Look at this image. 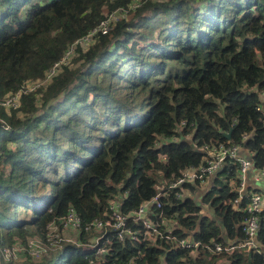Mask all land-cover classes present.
Here are the masks:
<instances>
[{
  "label": "trees",
  "instance_id": "16d2710c",
  "mask_svg": "<svg viewBox=\"0 0 264 264\" xmlns=\"http://www.w3.org/2000/svg\"><path fill=\"white\" fill-rule=\"evenodd\" d=\"M131 2L0 0V102L44 77L106 13ZM137 3L107 33L76 46L71 63L45 87L21 93L17 107L0 104V243L44 238L50 223L60 228L73 209L81 230L72 235L82 246L64 244L63 261L50 252L26 264H89L101 246L107 252L99 264H264V212L258 250L241 247L247 199L239 209L229 204L237 167L228 161L207 188L185 184L190 195L170 192L154 213L176 221L171 236L216 241L233 246L230 252L193 254L173 238L119 240L111 228L87 246L101 232L85 227L109 217L112 198L121 200L127 226L142 231L133 213L158 182L204 164L197 150L204 143L240 144L253 167L264 169V115L257 109L264 111V0Z\"/></svg>",
  "mask_w": 264,
  "mask_h": 264
},
{
  "label": "built area",
  "instance_id": "2783aa9c",
  "mask_svg": "<svg viewBox=\"0 0 264 264\" xmlns=\"http://www.w3.org/2000/svg\"><path fill=\"white\" fill-rule=\"evenodd\" d=\"M137 2L138 0H132L127 9H117L112 13H106L105 19L101 21L98 27L94 28L88 35L70 45L64 52L62 58L55 62L45 73L42 79L46 80V84L39 85V83H33L30 85V82H27L19 91L6 95L0 104L5 107H17L21 93L34 91L36 90L35 86L45 87L49 84L51 78L61 65H67L70 63V60L74 56L76 46L86 45L96 33H107L117 18H125L129 10H133L139 6ZM81 43L84 44L82 45ZM257 109L264 115V111L260 106ZM181 124L184 123L181 122ZM2 126L6 129L8 128V126ZM244 137L245 135L243 136V139ZM197 150L203 153L204 164H200L197 167L185 168L174 180H162L158 182L156 185V194L142 202L138 209L133 213L131 218L133 222H141L142 231L133 230L131 227L127 226L130 217L121 212V200L119 198H112L108 201V206L110 208L109 217L104 220L95 218L85 227L86 230L93 228L94 230L101 232V234L94 239V242L87 246H90L91 248L97 246L105 231L108 228H111L115 230L116 236L119 240L127 238L132 241H147L157 238H173L177 247L189 250L193 254L197 253L198 250H206L211 253H220L222 251L230 252L234 248L233 246L222 247L221 244L216 241L202 243L198 240H194L191 235L181 238L175 237L174 235L171 236V233H173V230L177 225L176 221H172V219L168 220L162 212L154 213V206L157 208L162 207V200L168 198L170 192H174L175 197L181 199L186 193V189L183 188L185 184H195L198 181L201 190L207 188L211 183L212 177L217 174L219 169H221V167L228 161L235 164L237 167V181L233 188L235 195L229 200V204L233 209H239L242 200L244 198L247 199L246 204L242 208L247 215L243 221L242 230L244 238L240 246L257 251L259 244L257 243L256 236L259 230V214L264 212V194L248 189V173H252V178L255 182H260L264 179V169H255L253 167L252 159L241 154L240 144L204 143L197 147ZM165 157L164 154H159V159L164 160ZM60 225L61 227L58 228L54 223H50L48 226V232L44 238L33 237L25 244L16 242L14 244L3 245L0 243V258L5 262L4 264H17L22 254H26L24 256H26L25 258L27 259L37 260L49 252L61 251L66 243L82 246V244L76 239H69L67 237V235L73 236V232L77 233L81 230L80 218L73 209H70L65 216L60 218ZM161 228L165 229L164 233ZM51 235L56 241L54 246H51V242L48 240ZM106 252L107 249L103 246L97 248L96 258L92 259L89 264H99L96 259ZM127 264L137 263L135 260L130 259Z\"/></svg>",
  "mask_w": 264,
  "mask_h": 264
},
{
  "label": "rangeland",
  "instance_id": "374dc122",
  "mask_svg": "<svg viewBox=\"0 0 264 264\" xmlns=\"http://www.w3.org/2000/svg\"><path fill=\"white\" fill-rule=\"evenodd\" d=\"M117 12H119V11H117ZM107 16V15H106ZM130 16V15H129ZM130 18H132V14H131V16H130ZM82 45L84 44V43H81ZM85 45V44H84ZM71 61V60H70ZM71 63V62H70ZM43 78V77H42ZM42 78H38V79H35V80H30V81H28V83L30 82V85L31 84H33V83H39V85H44V84H46L47 82H46V80L45 79H42ZM40 79H42V80H40ZM36 88L35 89H37V88H40L41 86H35ZM10 97V96H9ZM61 99H62V95L61 96H59V97H57L56 99H54V100H52L51 101V103L53 104V103H55V102H57V101H61ZM40 102L38 101V107H40ZM21 116H22V114H20ZM138 121H139V119H138ZM45 196V195H44ZM49 198V196L48 195H46V198L44 197L43 199H42V203H41V205H44L46 202H47V199ZM19 215L21 216V217H29L30 216V212H28V211H26V212H24L23 210H19ZM33 237H38V236H30V237H27L26 238V240L24 241V242H21L22 244H25L29 239H31V238H33ZM66 237V236H65ZM67 237L69 238V239H75V236H71V235H67ZM51 239H53V237H52V235L50 236V239H48V240H50L49 242H51V246H54V244H55V240L53 239V240H51ZM20 242V241H19ZM60 251H57V254L56 253H53L54 255H53V261L54 262H59V261H63V259H64V255H61L62 253H59ZM50 253V252H49ZM24 255H26V254H22L21 255V257H20V260H18V261H16V262H18L17 264H26L27 262V258H25L26 256H24ZM15 262V263H16ZM5 262L0 258V264H4Z\"/></svg>",
  "mask_w": 264,
  "mask_h": 264
},
{
  "label": "crops",
  "instance_id": "0c3cea01",
  "mask_svg": "<svg viewBox=\"0 0 264 264\" xmlns=\"http://www.w3.org/2000/svg\"><path fill=\"white\" fill-rule=\"evenodd\" d=\"M241 154L244 155V152H242V150H241ZM248 187H250V189H252V190L258 189L261 191V193L264 194V179L260 182H255L252 178V173L249 172L248 173ZM185 195H190V193L186 191Z\"/></svg>",
  "mask_w": 264,
  "mask_h": 264
},
{
  "label": "water",
  "instance_id": "95a60500",
  "mask_svg": "<svg viewBox=\"0 0 264 264\" xmlns=\"http://www.w3.org/2000/svg\"><path fill=\"white\" fill-rule=\"evenodd\" d=\"M226 138H228L229 139V137H230V132H228V133H226Z\"/></svg>",
  "mask_w": 264,
  "mask_h": 264
}]
</instances>
